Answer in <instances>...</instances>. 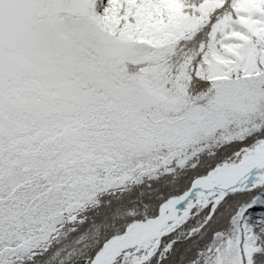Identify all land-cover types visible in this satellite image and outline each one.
<instances>
[{
	"label": "snow or ice",
	"instance_id": "1",
	"mask_svg": "<svg viewBox=\"0 0 264 264\" xmlns=\"http://www.w3.org/2000/svg\"><path fill=\"white\" fill-rule=\"evenodd\" d=\"M0 264H264V0H0Z\"/></svg>",
	"mask_w": 264,
	"mask_h": 264
}]
</instances>
